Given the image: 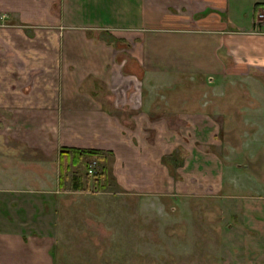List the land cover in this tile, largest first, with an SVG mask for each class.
I'll list each match as a JSON object with an SVG mask.
<instances>
[{
	"label": "rangeland",
	"instance_id": "1",
	"mask_svg": "<svg viewBox=\"0 0 264 264\" xmlns=\"http://www.w3.org/2000/svg\"><path fill=\"white\" fill-rule=\"evenodd\" d=\"M0 1L1 97H28L36 82L44 93V79L60 76V50L54 43L45 47L41 30L47 27L29 24L25 30H38L39 36H19L22 28L7 24H17L14 13ZM255 20L252 28L264 35V25L257 27ZM246 64L213 81L161 76L140 89L136 72L139 78L125 83L133 101L113 111L123 121L127 108L161 106L164 113H204L199 119L213 128L202 133L205 124L194 121L180 133L181 150L164 155L165 189L158 193L123 190L107 151L101 150L105 173L98 177L84 171L95 158L90 154L72 164L71 151L57 159L50 148L35 152L15 134L17 115L0 114V264H264V68ZM96 92L110 103L105 85L99 83ZM114 92L122 98L124 83ZM162 93L168 94L165 105L151 101H162ZM141 94L144 101L138 102ZM24 131L26 139L33 136Z\"/></svg>",
	"mask_w": 264,
	"mask_h": 264
},
{
	"label": "crops",
	"instance_id": "2",
	"mask_svg": "<svg viewBox=\"0 0 264 264\" xmlns=\"http://www.w3.org/2000/svg\"><path fill=\"white\" fill-rule=\"evenodd\" d=\"M262 3L264 0H6L5 10H12L17 22L7 24L19 25L23 31L19 36H39L38 30H25L29 24L47 27L41 30L45 47L54 43L59 48L61 73L55 81L44 79V93L37 91L41 88L36 82L29 98L22 93L0 94V114L17 115L15 134L37 153L50 148L48 154L55 152L57 159V146L107 151L112 155V175L123 190L162 192L164 155L181 150L180 133L194 121L205 124L200 126L202 133L213 132V128L199 119L207 116L204 113L177 109L164 113L161 106L142 112L127 108L124 122L121 112L113 111L121 110L122 101H133L125 83H131L136 72L140 79L134 78L143 89L151 78L161 76H206L213 81L243 62L248 69L264 68V35L251 26L259 8L254 9V4ZM230 23L233 29L228 28ZM99 83L111 92L108 104L96 92ZM123 83L121 98L114 91ZM52 85L59 87L54 90ZM22 96L24 102L20 103ZM160 97L162 101L155 96L151 101L165 105L168 94ZM27 128L33 134L28 139L20 135Z\"/></svg>",
	"mask_w": 264,
	"mask_h": 264
},
{
	"label": "trees",
	"instance_id": "3",
	"mask_svg": "<svg viewBox=\"0 0 264 264\" xmlns=\"http://www.w3.org/2000/svg\"><path fill=\"white\" fill-rule=\"evenodd\" d=\"M257 7H264V3L262 4H254V9H256ZM61 151L63 152H67V151H71L70 153H75V156L71 157V163L73 164V161H75L74 159L76 158V161L81 157L84 156L85 154H90L95 158H92V161L95 163L96 168L94 170V176L98 177V176H103L105 173V167L102 163L98 162V160H103L104 159V152L101 150H97V149H76V148H61L59 154L61 153ZM86 167V166H85ZM86 169H84V171L86 172ZM75 187H78V185L74 184Z\"/></svg>",
	"mask_w": 264,
	"mask_h": 264
},
{
	"label": "built area",
	"instance_id": "4",
	"mask_svg": "<svg viewBox=\"0 0 264 264\" xmlns=\"http://www.w3.org/2000/svg\"><path fill=\"white\" fill-rule=\"evenodd\" d=\"M254 17L256 18L255 23H257V27L259 23H262L264 25V7L257 8ZM94 167L95 163L92 161L91 164L87 166L86 174L93 175Z\"/></svg>",
	"mask_w": 264,
	"mask_h": 264
}]
</instances>
